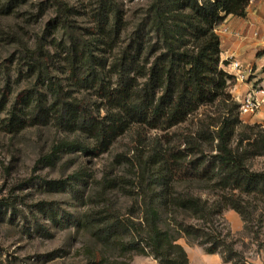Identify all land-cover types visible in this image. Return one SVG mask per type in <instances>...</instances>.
<instances>
[{"label": "rangeland", "instance_id": "374dc122", "mask_svg": "<svg viewBox=\"0 0 264 264\" xmlns=\"http://www.w3.org/2000/svg\"><path fill=\"white\" fill-rule=\"evenodd\" d=\"M111 1L120 19V35L114 40L115 50L100 54L109 61L114 60L151 5V0ZM11 2L0 0V264H158L151 257H123L118 249L103 247L93 237L97 225L89 227V223L114 217L140 220L136 199L121 190L158 186L164 163L168 186H176L177 192H190L214 206L223 198L237 201L242 216L225 209L214 217L213 226L222 234H230L228 241L234 243L243 261L264 264V196L203 188L218 186L212 174L217 141H209L220 128L216 107L199 109L186 122L170 129L131 123L105 149L88 137L63 132L52 121L13 133L5 129L12 106L17 103L24 107L20 102L32 93L39 92L48 105L53 103L46 83L20 59L22 49L33 50L39 38L52 53L60 55L49 71L72 98L88 107L98 120L105 122L116 113L103 91L79 89L62 72L65 64L61 46L67 39L59 27V5L70 9L68 19L88 38L96 32L94 14L100 0H21L15 8ZM7 3L9 9H4ZM149 35L155 42L156 36ZM52 40L60 44L56 51L50 47ZM115 81V76L107 79V86L113 88ZM254 116L239 117L238 132L244 126L264 123L261 119L251 122ZM187 136L197 142L193 150L185 142ZM172 153L178 162L171 159ZM246 166L252 173L264 174V157H251ZM55 182L63 188L51 187ZM229 211L235 212L243 224L238 233L232 234L229 229ZM176 222L201 225L191 216L176 212L161 213L159 227L173 232ZM211 226L206 225L205 231L210 232ZM177 243L188 245L183 237Z\"/></svg>", "mask_w": 264, "mask_h": 264}, {"label": "trees", "instance_id": "16d2710c", "mask_svg": "<svg viewBox=\"0 0 264 264\" xmlns=\"http://www.w3.org/2000/svg\"><path fill=\"white\" fill-rule=\"evenodd\" d=\"M20 1L13 0L11 4L15 8ZM249 1L151 0L146 17L113 61L100 54L117 48L114 40L120 35V19L115 4L100 0L94 14L96 32L87 35L88 38L68 19L70 9L59 5V27L67 39L61 46L65 64L62 72L79 89L103 91L116 113L105 122L98 120L88 107L72 98L49 71V66L57 65L60 55L52 53L43 38H39L33 50L22 49L20 59L46 83L53 103L48 105L39 92L32 93L20 102L24 107H18L17 103L12 106L5 129L13 133L52 121L63 132L88 137L105 149L131 123L170 129L186 122L199 109L216 107L220 128L213 137L209 136V141H217L212 174L218 186L203 188L264 196V174L252 173L246 166L249 158L264 157V123L244 126L238 132L239 103L229 93L234 80L220 68V39L215 32L226 17H245ZM9 6L7 3L4 9ZM150 33L156 36L155 42L151 41ZM58 45L54 40L50 42L54 51ZM112 76L116 77L113 88L107 86V79ZM236 137V146L232 147ZM185 142L189 150L197 146L191 136ZM169 156L178 162L173 153ZM162 168L158 186L121 190L123 195L136 199L142 213L140 220L128 217L96 220L95 216L92 222L96 224L89 223V227L97 225L93 237L100 245L118 249L123 257L145 256L158 264H189L185 249L177 243L183 237L188 245L199 246L206 254H219L225 264H248L235 250L234 243L228 241L230 234H222L213 226L214 217L225 209L242 216L237 201L223 198L214 206L190 192L181 194L176 186H168L165 163ZM52 185L63 188L57 186L59 182ZM176 212L191 216L201 225L176 222L173 232L161 229V213ZM211 224L210 232H206V225ZM83 226L88 229L87 224Z\"/></svg>", "mask_w": 264, "mask_h": 264}, {"label": "crops", "instance_id": "0c3cea01", "mask_svg": "<svg viewBox=\"0 0 264 264\" xmlns=\"http://www.w3.org/2000/svg\"><path fill=\"white\" fill-rule=\"evenodd\" d=\"M219 28H228L237 31L241 37H234L230 34L220 35V68L225 71L227 58L233 56L244 65L250 77L259 79L262 76L264 67V0H250L246 14L243 18L227 17ZM257 33L258 37L253 34ZM235 83L230 90V95L239 101L250 91L252 83ZM264 120V112H259L252 119ZM226 221L232 234L242 230L243 224L235 212L229 211ZM181 245V244H180ZM188 257L189 264H225L218 254L209 255L198 247L181 245Z\"/></svg>", "mask_w": 264, "mask_h": 264}, {"label": "built area", "instance_id": "2783aa9c", "mask_svg": "<svg viewBox=\"0 0 264 264\" xmlns=\"http://www.w3.org/2000/svg\"><path fill=\"white\" fill-rule=\"evenodd\" d=\"M215 32L218 36L230 34L236 38L241 37L237 31H231L228 28L217 27ZM258 37L257 33L253 34ZM264 42V40H263ZM227 65L225 72L233 77L235 83H248L255 77H250L246 68L233 56H229L227 59ZM262 76L259 79L253 80L250 91L239 101V117H247L256 115L259 112H264V69L261 72Z\"/></svg>", "mask_w": 264, "mask_h": 264}]
</instances>
